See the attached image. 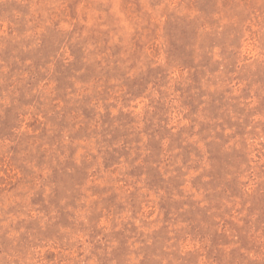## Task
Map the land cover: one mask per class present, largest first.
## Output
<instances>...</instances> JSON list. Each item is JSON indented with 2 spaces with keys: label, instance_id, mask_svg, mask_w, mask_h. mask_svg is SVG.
I'll return each instance as SVG.
<instances>
[{
  "label": "rangeland",
  "instance_id": "rangeland-1",
  "mask_svg": "<svg viewBox=\"0 0 264 264\" xmlns=\"http://www.w3.org/2000/svg\"><path fill=\"white\" fill-rule=\"evenodd\" d=\"M0 264H264V0H0Z\"/></svg>",
  "mask_w": 264,
  "mask_h": 264
}]
</instances>
